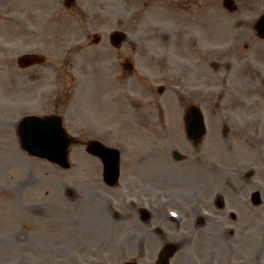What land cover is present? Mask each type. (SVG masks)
<instances>
[{
    "label": "rangeland",
    "instance_id": "374dc122",
    "mask_svg": "<svg viewBox=\"0 0 264 264\" xmlns=\"http://www.w3.org/2000/svg\"><path fill=\"white\" fill-rule=\"evenodd\" d=\"M263 12L264 0H75L71 7L66 0H0V264L152 258V251L129 256L114 248L124 225L116 226L97 189L89 194L84 169L89 160L80 146L71 149L70 160L78 165L70 169L22 148L17 107L26 99L36 101L45 81H29L22 96L21 73H41L42 67L21 69L20 51L42 50L45 64L67 73L68 128L90 120L143 149L140 131L148 130L151 108L152 116L160 104L174 111L182 99H204L208 116L213 104L254 102L248 110L264 127V39L254 28ZM115 30L128 34L121 48L110 42ZM95 35L101 36L99 43H93ZM70 188L75 193L69 194ZM260 216L259 211L251 216L249 264L264 259Z\"/></svg>",
    "mask_w": 264,
    "mask_h": 264
},
{
    "label": "flooded vegetation",
    "instance_id": "af4514ba",
    "mask_svg": "<svg viewBox=\"0 0 264 264\" xmlns=\"http://www.w3.org/2000/svg\"><path fill=\"white\" fill-rule=\"evenodd\" d=\"M45 60V56L40 59L41 73H21L23 97L29 81H45V85L39 88L36 101L26 99L19 108L26 114L60 116L72 134L71 149L80 146L85 150L89 194L97 189V195L108 202L116 226L124 225L114 248L129 256H136V250L152 251V258L119 259V264L250 263L252 214L260 212L264 228V127L248 110L254 102L241 101L226 108L213 104L214 114L207 115L203 135L190 132L188 120L190 107L203 110L204 99H182L174 111L160 104L153 116L151 108L148 130L140 131L147 145L130 147L115 131L90 120L79 122L78 129L72 124L68 128L65 111L71 90L64 83L67 73L57 64L48 66ZM120 91L124 96L123 87ZM153 99L151 96V107ZM37 103L41 106L35 107ZM175 111L178 114H171ZM213 117L218 119L217 125ZM84 128L90 135L82 132ZM96 139L120 151L116 174L108 169L113 155L102 157L90 151L88 145ZM165 249L169 255L162 258ZM205 250L210 251L211 259H205ZM262 254L264 257V242Z\"/></svg>",
    "mask_w": 264,
    "mask_h": 264
},
{
    "label": "water",
    "instance_id": "95a60500",
    "mask_svg": "<svg viewBox=\"0 0 264 264\" xmlns=\"http://www.w3.org/2000/svg\"><path fill=\"white\" fill-rule=\"evenodd\" d=\"M258 33L264 37V14L256 25ZM114 43L120 46L125 40L123 32H115ZM23 146L30 154L46 158L68 167V148L70 138L62 127L59 118L28 117L20 127Z\"/></svg>",
    "mask_w": 264,
    "mask_h": 264
}]
</instances>
